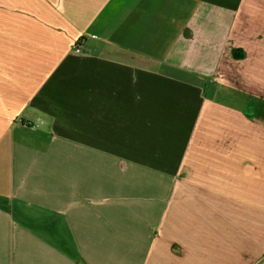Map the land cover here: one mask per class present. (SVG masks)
<instances>
[{
  "label": "crops",
  "instance_id": "0c3cea01",
  "mask_svg": "<svg viewBox=\"0 0 264 264\" xmlns=\"http://www.w3.org/2000/svg\"><path fill=\"white\" fill-rule=\"evenodd\" d=\"M0 264H264V0H0Z\"/></svg>",
  "mask_w": 264,
  "mask_h": 264
},
{
  "label": "built area",
  "instance_id": "2783aa9c",
  "mask_svg": "<svg viewBox=\"0 0 264 264\" xmlns=\"http://www.w3.org/2000/svg\"><path fill=\"white\" fill-rule=\"evenodd\" d=\"M74 50H75L76 53H81V50L78 47V45H75V49ZM41 123H43V121Z\"/></svg>",
  "mask_w": 264,
  "mask_h": 264
}]
</instances>
